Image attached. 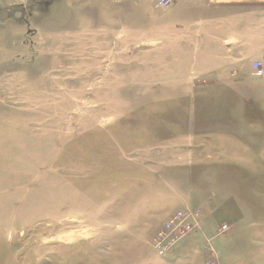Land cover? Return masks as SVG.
<instances>
[{"label": "rangeland", "instance_id": "obj_1", "mask_svg": "<svg viewBox=\"0 0 264 264\" xmlns=\"http://www.w3.org/2000/svg\"><path fill=\"white\" fill-rule=\"evenodd\" d=\"M158 1L0 0V264H264V60Z\"/></svg>", "mask_w": 264, "mask_h": 264}, {"label": "crops", "instance_id": "obj_2", "mask_svg": "<svg viewBox=\"0 0 264 264\" xmlns=\"http://www.w3.org/2000/svg\"><path fill=\"white\" fill-rule=\"evenodd\" d=\"M173 6L172 14L201 28L197 33L204 34L203 44L196 49L210 51L207 57L212 64L224 66L220 81L228 82L229 74L264 60V0H174ZM211 77L217 81L216 73ZM195 240L187 239L182 248L190 249Z\"/></svg>", "mask_w": 264, "mask_h": 264}, {"label": "built area", "instance_id": "obj_3", "mask_svg": "<svg viewBox=\"0 0 264 264\" xmlns=\"http://www.w3.org/2000/svg\"><path fill=\"white\" fill-rule=\"evenodd\" d=\"M172 0H159L157 6L161 9H168L171 5ZM253 69L256 71L257 76L262 75V70L260 69V63H253ZM196 211L189 209H182L171 214L164 222V227L167 230H171L174 234L170 238V244L174 245L177 241L186 236V232L191 230L190 224L194 222ZM227 230V226L223 225L220 232ZM151 244L155 252L159 256H166L168 252V239L166 236H162L160 230H157L152 237ZM206 264H214L207 261Z\"/></svg>", "mask_w": 264, "mask_h": 264}]
</instances>
